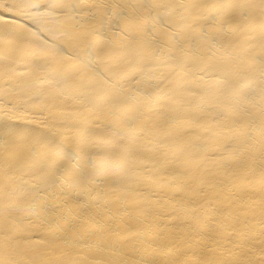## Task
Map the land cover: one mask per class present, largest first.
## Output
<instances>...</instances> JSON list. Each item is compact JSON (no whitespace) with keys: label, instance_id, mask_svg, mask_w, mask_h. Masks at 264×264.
<instances>
[{"label":"bare ground","instance_id":"1","mask_svg":"<svg viewBox=\"0 0 264 264\" xmlns=\"http://www.w3.org/2000/svg\"><path fill=\"white\" fill-rule=\"evenodd\" d=\"M0 264H264V0H0Z\"/></svg>","mask_w":264,"mask_h":264}]
</instances>
